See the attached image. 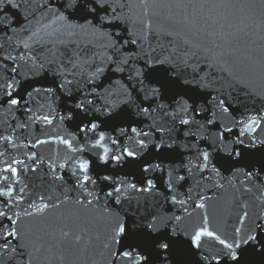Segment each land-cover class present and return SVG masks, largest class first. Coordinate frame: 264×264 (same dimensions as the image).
I'll return each instance as SVG.
<instances>
[{"label":"water","instance_id":"obj_1","mask_svg":"<svg viewBox=\"0 0 264 264\" xmlns=\"http://www.w3.org/2000/svg\"><path fill=\"white\" fill-rule=\"evenodd\" d=\"M0 264H264V0H0Z\"/></svg>","mask_w":264,"mask_h":264}]
</instances>
